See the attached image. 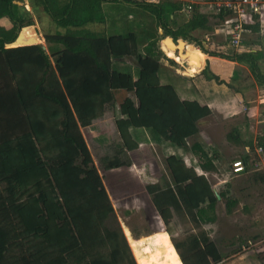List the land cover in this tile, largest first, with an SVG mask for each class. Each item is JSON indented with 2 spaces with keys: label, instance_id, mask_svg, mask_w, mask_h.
Returning <instances> with one entry per match:
<instances>
[{
  "label": "trees",
  "instance_id": "obj_1",
  "mask_svg": "<svg viewBox=\"0 0 264 264\" xmlns=\"http://www.w3.org/2000/svg\"><path fill=\"white\" fill-rule=\"evenodd\" d=\"M109 1L136 5L146 20L138 23L136 32L114 36L87 29L107 22L103 4ZM18 2L24 0H0V264H138L100 174L118 159L101 157L99 173L91 154L96 153L97 140L119 132L127 151L137 150L143 141L166 143L197 156L202 171L218 169L202 144L188 146L199 133V122L212 111L198 101L182 100L173 85L162 84L161 72L174 76L163 60L174 61L159 45V30L175 41L183 38L184 47H193L195 41L210 56L247 65L261 85L264 53H240L231 46L222 54L206 51L193 33L211 29L209 16L195 7L180 23L184 4L175 0H29L36 13L42 8L50 16L57 30L44 36L47 50L43 45L8 49L20 27L34 24L32 14ZM227 16V10L218 13L221 21ZM246 29L260 34V16ZM24 39L44 43L38 35ZM256 43L245 39L242 46ZM169 55L180 62L174 50ZM239 74L235 72L232 81ZM109 110L116 123L105 120L91 126ZM140 129L148 131L150 140ZM227 139L241 144L237 129ZM184 160L169 155L171 182L147 185L166 232L149 239L150 246L144 248L148 260L139 264H210L208 235L194 234L183 242L172 238L174 245L169 236L176 216L197 226L217 221L219 200L212 185ZM243 162L249 166L248 157ZM220 196L231 214L237 201L226 193Z\"/></svg>",
  "mask_w": 264,
  "mask_h": 264
},
{
  "label": "rangeland",
  "instance_id": "obj_2",
  "mask_svg": "<svg viewBox=\"0 0 264 264\" xmlns=\"http://www.w3.org/2000/svg\"><path fill=\"white\" fill-rule=\"evenodd\" d=\"M27 1L28 3H26L25 0L23 3H18H21L22 6L29 5V8L26 7V9L32 14L34 24L30 25L33 28L26 29L23 32V36L24 38L29 35L40 36L44 42L42 45L47 50L44 36L47 33L55 32L57 27L50 16L46 14L42 8H39V12L36 13L32 9L29 0ZM107 3L109 2H104L103 4L107 22L105 24H91L87 26V29L106 36L137 31L139 22L131 19L132 15L138 18V16L135 15V12L123 3ZM1 24H3V21ZM262 29L264 30L263 26ZM196 36L199 40L205 42V44H203L206 51H210L211 44L216 47H223L213 48L212 51H221V54L226 53L228 43H230V40H227L226 42L225 40L208 41L206 36H209V33L207 32H199ZM210 37L213 39L212 36ZM245 37L246 42L249 44L258 41L254 35L246 34ZM162 39L163 38H161V40ZM161 40L159 43L162 46ZM179 41L182 42L183 40L181 39ZM164 48L167 58L174 62L171 63L165 59L163 60V63L172 67L174 71H184L182 65L189 68L184 58L179 56V62L169 55L170 50L165 46ZM242 50L243 47L238 50L236 49V51ZM191 51L193 50H187L189 53H191ZM200 51L198 50L195 53L198 57L193 56L191 53L194 60V67H190V69H198L199 67H197L196 62L200 61L199 58L201 57L205 60L206 56H209L203 51ZM202 54L206 56L203 57ZM213 58H216L218 60L217 62H219V64H215V68L218 70L217 73H215L218 74V77L221 79L228 82L230 81L234 87L239 88V85L229 77L232 75L234 76L237 71L245 80L254 82L250 70L248 71L247 68L240 67V65H238V67L235 65V62L229 61L225 58ZM227 64H229V66H227ZM203 67L204 68H199L197 73H194L193 75H195L196 78L199 77L202 84L207 85L208 82L212 84L215 83L216 81L211 79L214 75L212 74V70H210L209 63H206V66L203 65ZM206 68H208L207 72L203 73ZM117 69L128 72L125 68ZM135 73H137V68ZM160 76L163 80H166L163 72H161ZM166 81L177 85V83L171 78ZM227 86L228 85L225 84V87ZM227 89L230 88L227 87ZM232 94V91H230L228 95L218 93L215 97V99L219 101V103L216 104L215 109L217 111H224L225 115H227L225 119L226 122L222 123L220 121L222 119L215 116L214 118L213 116L209 118V125L212 126L209 129V136L212 134L215 137L212 139L210 136L215 142V145L209 148V153L212 154L214 150V153H219L217 164L218 171L216 174L209 173L207 175L208 177H206L204 175L205 172L201 171L198 166L200 160L193 153V155L190 153L191 155L188 156L186 164L189 167L195 168L200 175H204L208 178L213 189L216 190L218 194L226 193L228 199L235 200L238 204L230 214L227 210V200L221 198L216 210L217 221L214 224L197 226L194 222L188 219L176 216L170 227L172 235L169 236L171 243L174 245V240L172 238H175L177 242H183L189 236L194 234H200L203 232L208 235L211 242L209 246L210 256L208 253L210 264H264V152H261L259 155L256 153L257 151L255 149H258L259 146L255 139V132L251 130L250 127H248L247 131L243 132L242 135L243 139H246L247 142H252V147H250L249 153L246 152L244 146L236 145L227 139L228 134L233 129H237L236 127L240 125L244 126L246 122H249L250 125L251 119L253 118H263L262 112H264V105H261V108H253L252 103V101L257 100L258 95L263 94V90L255 89L253 91L251 88L250 90L246 88V90L243 91L245 100L243 105L242 101H240L241 103L236 102L235 100L232 101ZM131 97L136 106L139 107L140 101L138 98L134 95H131ZM104 119L115 122L113 111L109 110ZM84 129L86 128H83L82 132H84ZM261 129H264V127ZM205 134L207 133L203 130L198 138H190V145L192 146L195 142H203L204 146H208ZM96 145L95 155L91 150L90 152L97 169V161L100 160L101 157L111 156L114 157L113 159H118L116 161L117 164L114 165L110 171H101V173L99 169L98 171L103 178L104 185L114 206L116 217L128 239L133 255L139 264L145 259L148 260L149 255L144 252V248L145 246H150L151 240L149 239L157 234L166 232V226L154 208L151 196L146 189L148 184L162 182L163 179L171 182L172 176L166 165V154H162L161 148L156 145H140L135 151H127L124 148L125 146L119 132L102 136L97 140ZM244 154L249 157V167L243 176L236 177L231 174L232 164L237 163L240 160L243 161L242 156ZM111 165H113V163ZM147 202H149L151 211L147 206ZM152 211L157 214L159 219L151 213Z\"/></svg>",
  "mask_w": 264,
  "mask_h": 264
},
{
  "label": "crops",
  "instance_id": "obj_3",
  "mask_svg": "<svg viewBox=\"0 0 264 264\" xmlns=\"http://www.w3.org/2000/svg\"><path fill=\"white\" fill-rule=\"evenodd\" d=\"M25 1H26V3H28L27 0H25ZM136 1L139 2V3L158 4L161 0H136ZM175 1H179V2H182L184 4L183 9L178 14V19H179L180 23L184 22L185 20H188L191 17L192 12L195 9V7H198L200 12H202L203 14H206V15L209 16V19H210L209 26H210L211 29L210 30H206V31L200 30V31L194 32L193 33V37L195 39H197L198 41L201 42L202 40H199L197 38L196 34H198L199 32H207V33H209V36H206V39L208 41H210V40H213V41H215V40L216 41L225 40V42H226L227 40H230V36H229V32H228L227 27H226V23H227V20H230L231 18L227 16L224 21H221L220 18L218 17V13L219 12H218L217 4L219 2L224 1V0H175ZM111 3L112 4H120L121 2L115 3V2H110L109 1V3H107V4H111ZM126 6H128L133 12H135V15L138 16V18H137L134 15H132L131 16L132 20H136V21H138L140 23H142L143 20H146V15H143L145 12H143L142 9H140L136 5H131V6L130 5H126ZM190 6L192 7L191 11L188 10V7H190ZM25 7L29 8V5H27V6L25 5ZM103 9H104V5H103ZM260 22H261V32H260V34L254 35L251 32L247 33L248 35H251V34L254 35L259 41H257V43L254 46H252V45L250 47H245V45L242 46L243 50L242 51H238V52L241 53V52H245V51H253V52L264 53V30L262 29V26L264 27V14H263L262 17H260ZM159 34H160L161 38H163V39L166 38V37L163 36L164 32H163L162 29L159 30ZM29 36H32V35H29ZM29 36H27V37H29ZM210 36H212L213 39H211ZM27 37H25V38H27ZM161 38H160V40H161ZM181 39L183 40V38H180V40ZM245 39H246V37H245ZM188 40H190V39H188ZM176 41H179V40H176ZM190 41H192V40H190ZM192 42L194 43V45H192V44H190L188 42L187 43L192 45L193 47L185 46L184 49H186V51L187 50H193V51H191L192 55L198 57V55H195V53L198 50L199 51L200 50L203 51V50H202V48L199 45H197V43L195 41H192ZM203 43L205 44V42L202 41V45L204 46ZM159 45H160V43H159ZM210 46H211L210 51H212L213 48H223V47H220V46L216 47V46H213L211 44H210ZM228 46H230V43H228ZM161 48L165 52V48H164L163 44H162ZM204 49H205V46H204ZM205 54H207V53H205ZM207 55H209V54H207ZM202 56L205 57L206 55L202 54ZM199 59H200V61L198 62L199 65H200L199 68H201V67L204 68L203 65L206 66V63L207 64L209 63L210 70H212L213 74L216 75V76H219L218 74H216L218 70H217V68H215L216 67L215 64L216 63L219 64V62H217L218 60L216 58H213V56L209 55L208 57L206 56L205 60L202 59L201 57ZM163 64L165 66H167L168 68H170L171 70H173V68L170 67L169 65H167L165 63H163ZM187 65H188V63H187ZM224 65H225V63H224ZM235 65H237V66L240 65V67H244L245 69L247 68L248 71L250 70V69H248L249 67L247 65L243 66V64H238L237 62H235ZM259 65H260V71H261L262 75H264V72H263V70H264V56H263L262 60L259 62ZM227 66H229V64H227ZM182 68H184V71H177V70L174 71L173 70V73H174L173 77L171 75L169 76L168 74L164 75L166 80L171 78L173 81H175L177 83V85L175 83L171 84L168 81L163 80V79H162V84H171V85H173L182 100L198 101L200 104L207 105L211 109V111H212L211 116H209L208 118H205V119H203V120H201L199 122V124H198L199 133L196 136H194V137L198 138L202 134L203 130H204L205 133H207V134H205L206 135L205 139L209 142V143L207 142L208 146H204L203 142H201V143L198 142V143H200V144L203 143L202 145H203V147L206 149V151L208 153H209V148H211V147H213L215 145V142L212 140L215 137L212 134H210V136L212 137V139H211L210 136H209V129L212 127L211 125H209V118H211L212 116L214 118V116H215L217 118L218 117L221 118L222 120H220V121L222 123L226 122L225 119H226L227 115H225L224 111H220V110L217 111L215 109L216 104L219 103V101L215 99V97H216V95L218 93H223V94L228 95L230 93V91H232V93H233L231 95V98L233 99L232 101L235 100L236 102H239V103H241L240 101H242V105H243V103L245 102L243 91L246 90V88L248 90H250V88H251L253 91L255 89H262L263 90V94L258 95L257 100L252 101V103H253V108L254 107L261 108V105H264V82H262V85L259 84L258 81L253 77L251 71H250V74L253 77L254 82H252V81L249 82V81L245 80L240 74L238 79H237V81H236L237 82L236 84L239 85V88L234 87V85L232 84V87L227 86L228 88H230V89H227V87H225V84H219L217 82H215L213 84L208 82L207 85L206 84H202V81L199 79V77L196 78L195 75L189 74L188 70L190 69V66H189V68H187L184 65H182ZM226 76H227V74H226ZM232 77H233V75L231 77H229V78H232ZM224 81H226V80H224ZM226 82L229 83L230 81L229 82L226 81ZM198 83H200V84H198ZM262 113H263V118L262 119H260L259 117H257V119L253 118V119H251V124L250 125H249V122H246L244 124V126L240 125V126L236 127L238 129V131H239V137H240V140H241V144L240 145L244 146V148H245L247 153L250 152V147H252V142H247L246 139H243L242 135H243V132L247 131L248 127H250V129L255 132V139L258 142L259 148H263V150H264V147L261 145V140L264 138V129H261V128L264 127V112H262ZM105 120L106 119H104V118L99 119V120L95 121L91 126L96 125V124H98V123H100L102 121H105ZM140 130H143V132L145 133L146 137H148V139L150 140L148 131H146L144 129H140ZM190 144L191 143L189 141L188 142V146H191ZM140 145L141 146H144V145L145 146L146 145L147 146H150V145H152V146L154 145L155 146L156 145L157 147L161 148L162 154H166L165 158H167L169 155H182L184 157V159H185L184 160L185 163H186V161L188 159V156L192 154L191 152H184V151H182L180 149H177V148L171 146L170 144H166V143L159 144V143H155V142H152V141L151 142L150 141L149 142L143 141ZM258 149H255V150L257 151L256 153L259 155ZM210 150H213V149H210ZM214 151H213L212 154L211 153H209V154H210V156L214 157V159H215L214 163L217 166L218 159H219V155H218L219 153L217 151H216L217 153H214ZM193 157H195V156H193ZM246 157H248V156L244 154L242 156V159H245ZM248 159H249V157H248ZM217 168H218V166H217ZM195 171H196V169H195ZM217 171H218V169H217ZM209 173H215L216 174V172H205L204 175L206 177H208L207 175ZM231 174H232V172H231ZM244 174H242L240 176H236V177H241ZM208 181H209V179H208ZM213 192H214V194L217 197V194H218L217 191L213 189ZM218 200H220V199H218Z\"/></svg>",
  "mask_w": 264,
  "mask_h": 264
},
{
  "label": "built area",
  "instance_id": "obj_4",
  "mask_svg": "<svg viewBox=\"0 0 264 264\" xmlns=\"http://www.w3.org/2000/svg\"><path fill=\"white\" fill-rule=\"evenodd\" d=\"M218 12L227 10L231 12V19L227 20L226 27L230 36V46L239 49L242 47L245 35L248 33L246 25L254 23V16L260 17L264 14V0H224L217 4ZM191 11L192 7H188ZM264 152L263 148L258 149V153ZM248 165L242 160L232 164V174L240 176L244 174Z\"/></svg>",
  "mask_w": 264,
  "mask_h": 264
},
{
  "label": "water",
  "instance_id": "obj_5",
  "mask_svg": "<svg viewBox=\"0 0 264 264\" xmlns=\"http://www.w3.org/2000/svg\"><path fill=\"white\" fill-rule=\"evenodd\" d=\"M18 4L21 5V3H18ZM30 28H33V27L32 26L20 27L15 40L11 43L6 44V48L11 49V48H18V47L42 45L41 43H39L37 40H34V39H33L34 41L32 39L25 41L23 32L26 29H30ZM162 44L168 50H174L178 56H180L181 58H184L190 67H194V60L192 58L193 56H191L189 52L185 51L184 46L182 45L181 41L175 42L173 41L172 37H166L162 40ZM196 63H197V67H200L199 63L198 62ZM217 198L221 199L219 194H217Z\"/></svg>",
  "mask_w": 264,
  "mask_h": 264
}]
</instances>
